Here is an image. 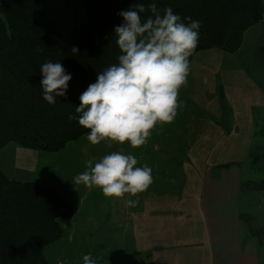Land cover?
<instances>
[{
  "label": "trees",
  "instance_id": "1",
  "mask_svg": "<svg viewBox=\"0 0 264 264\" xmlns=\"http://www.w3.org/2000/svg\"><path fill=\"white\" fill-rule=\"evenodd\" d=\"M136 2L146 8L153 2L161 10L171 7L182 20L199 21L193 55L210 48L237 52L245 31L264 18L261 0H83L87 22L64 36L46 20L43 0H0V148L13 142L57 151L90 132L69 115H78L79 97L95 83L97 73L118 62L114 28L123 23L118 13ZM151 15L146 11L141 18ZM72 48L79 49L75 56ZM258 52V63L264 65V44ZM49 60L60 62L72 76L66 96L57 97L54 105L43 100L40 83L41 65ZM217 95L223 110L217 123L229 133L232 114L220 83ZM253 141L247 155L251 169L264 161V129ZM231 165L242 167V162L221 166ZM73 213V204L53 186L10 178L0 167V264H50L45 249L62 236L61 222Z\"/></svg>",
  "mask_w": 264,
  "mask_h": 264
},
{
  "label": "crops",
  "instance_id": "2",
  "mask_svg": "<svg viewBox=\"0 0 264 264\" xmlns=\"http://www.w3.org/2000/svg\"><path fill=\"white\" fill-rule=\"evenodd\" d=\"M239 59L236 53L216 48L193 55L187 78L188 96L205 110L204 117L192 114L191 122H197L195 129L188 125V133L182 137L177 134V141L153 142L184 145L183 153L169 157L159 166L164 170L171 165L180 168L191 182L180 188L181 195L144 191L141 206L138 203L142 211H130L128 205L124 206L126 202L118 203L120 219L128 221L132 232L134 264H263L264 223L243 211L239 200L241 166H221L239 163L240 151L244 155L249 152L254 140L253 109L264 110L263 85L237 62ZM219 83L231 109L229 133L217 123L223 113L217 95ZM183 92L186 94L184 87L179 95ZM156 135L173 136L167 130ZM14 157V169H32L37 153L15 145ZM185 202L190 209L183 207ZM76 211L74 206L73 216Z\"/></svg>",
  "mask_w": 264,
  "mask_h": 264
},
{
  "label": "rangeland",
  "instance_id": "3",
  "mask_svg": "<svg viewBox=\"0 0 264 264\" xmlns=\"http://www.w3.org/2000/svg\"><path fill=\"white\" fill-rule=\"evenodd\" d=\"M43 1L46 20L52 23L64 36L69 35L81 24L87 22L83 0ZM261 2L264 7V0ZM263 44L264 18L245 32L242 45L235 53L241 59L237 62L248 68L253 78L258 79L264 86V65L258 63L261 60L259 56H262V53L258 52L259 47ZM183 87L186 94L183 92L179 95V100L184 102V107L177 110L176 118L171 123H157L147 138L148 143L138 148L131 147L127 142L123 145L111 142L112 148L106 147L108 141H101L100 144L93 145L86 139L88 132L80 138L68 142L57 151L32 149L37 153V158L31 163L32 166L34 165L32 169L13 168L15 158L13 142H8L0 148V166L10 178L21 181H40L55 189L58 188L63 193V197L77 208L73 217L61 222L62 236L45 249V256L50 264H83V256L88 254H91L96 264H134L136 248L130 225L128 221L126 223L120 219L121 212H118L117 205L138 198L141 206L145 193H138L137 196L125 194L121 198L105 197L98 187L93 186L89 189L83 184H74V177L88 170L86 166L88 160H92L94 166L103 156L122 149L124 154L137 158V167L146 164L152 169L153 182L148 188L151 194L161 195L164 191L176 195L183 194L180 192V188L185 186L187 181L190 183L191 177L185 176L183 170L173 168L172 165L171 167L167 166L164 170L159 166V163H166L169 157L183 153L184 145L153 144L154 141L161 140L177 141V134L181 133L182 137L187 132L188 125H190V129H195L197 122H191L192 114L194 117L196 115L204 117L205 110L195 104L190 95L188 96V91H190L188 79L180 91L183 90ZM252 114L255 123L252 131L255 135L264 129V110L259 112V109L257 111L253 109ZM206 115L209 117V113ZM163 130L169 131L173 136L163 138L156 135ZM184 140L182 139L183 142ZM248 154V151L245 155L240 151L238 155L241 156L239 160L242 162L241 174L243 175L240 178L239 200L246 215L264 223V161H259L258 166L251 169ZM163 157L165 158L163 159ZM262 181L263 184H260ZM126 195L130 197H125ZM126 205L128 204L124 203V206ZM183 207L189 208L188 202H185ZM127 208L130 211H142L139 205L136 207L127 206ZM116 215H119L118 220ZM262 258L264 264V256Z\"/></svg>",
  "mask_w": 264,
  "mask_h": 264
},
{
  "label": "clouds",
  "instance_id": "4",
  "mask_svg": "<svg viewBox=\"0 0 264 264\" xmlns=\"http://www.w3.org/2000/svg\"><path fill=\"white\" fill-rule=\"evenodd\" d=\"M146 11L152 15L142 20L141 14ZM118 15L123 18V23L114 28L121 52L118 62L97 73L95 83L79 97L80 104L75 108L78 115H69V120L90 129L86 139L93 145L108 141L106 147L112 148L111 142H127L138 148L146 143L157 123H171L177 110L184 107L179 91L187 83L189 57L198 46L201 25L191 17H185L189 21L185 23L171 7L161 10L154 2L147 8L136 2ZM78 51L71 49L74 56ZM40 73L42 98L54 105L57 97L66 96L72 76L60 62L50 60L41 65ZM137 164V158L122 149L112 151L94 166L88 160V170L75 176L74 184L98 187L105 197L137 196L153 182L152 169ZM126 203L136 207L139 200ZM83 264L96 261L88 254L83 256Z\"/></svg>",
  "mask_w": 264,
  "mask_h": 264
}]
</instances>
